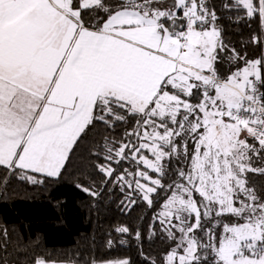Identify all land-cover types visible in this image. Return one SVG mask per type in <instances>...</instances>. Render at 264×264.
I'll return each mask as SVG.
<instances>
[{
  "label": "snow or ice",
  "instance_id": "1",
  "mask_svg": "<svg viewBox=\"0 0 264 264\" xmlns=\"http://www.w3.org/2000/svg\"><path fill=\"white\" fill-rule=\"evenodd\" d=\"M93 131L101 182L155 209L144 264H264V0H0V183L59 181Z\"/></svg>",
  "mask_w": 264,
  "mask_h": 264
},
{
  "label": "trees",
  "instance_id": "2",
  "mask_svg": "<svg viewBox=\"0 0 264 264\" xmlns=\"http://www.w3.org/2000/svg\"><path fill=\"white\" fill-rule=\"evenodd\" d=\"M224 23L225 38L238 48L257 29L256 22L251 27L243 21ZM247 51L254 54L251 46ZM100 139L96 131L89 133L66 163L59 181L31 184L12 176L6 185L0 183V264H33L37 257L87 264L93 256L126 257L131 264H144L141 250L153 256L162 250L165 245L158 237L148 238L155 209L143 202L125 207L121 204L124 194L101 182L103 177L96 171L92 156ZM5 175L0 169V179ZM77 184L100 194L93 197ZM117 226H127L130 232L121 236L115 232ZM137 231L140 241L135 239ZM109 239L114 241L111 249L107 247ZM121 239L127 243L121 245Z\"/></svg>",
  "mask_w": 264,
  "mask_h": 264
}]
</instances>
